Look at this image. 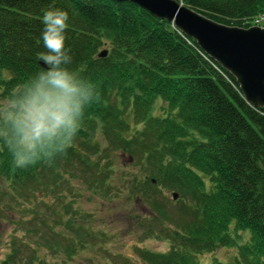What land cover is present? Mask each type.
I'll list each match as a JSON object with an SVG mask.
<instances>
[{
    "label": "trees",
    "instance_id": "obj_1",
    "mask_svg": "<svg viewBox=\"0 0 264 264\" xmlns=\"http://www.w3.org/2000/svg\"><path fill=\"white\" fill-rule=\"evenodd\" d=\"M181 1L219 24L240 28L244 19L264 12V0ZM50 7L69 13L71 67L98 85L101 98L86 110L72 146L50 162L15 168L0 147V208L6 200L11 209L21 206L24 191L34 190L42 178L55 183L64 166L69 173L78 165L84 174L105 176L107 165L100 169V151L92 148L100 124L109 143L105 153L128 155L139 168L125 177L127 182L121 177L134 206L144 203L166 217L167 205L157 201L164 191L189 198L181 209L193 220L181 222V233L170 235L175 245L165 255L168 262L144 252L147 263L196 264L193 251L236 245L238 264H264V110L248 105L236 81L195 41L137 5L114 0H0L1 99L44 70L38 59L44 51L41 17ZM101 50L108 51L107 57H99ZM159 102L164 115L153 116ZM96 183L87 186L103 198L114 196L105 191V177ZM68 225L78 229L72 221ZM231 225L250 234L246 244L237 245ZM86 226L81 223L76 232L81 247L91 246L86 239H98L92 227L81 231ZM16 246L1 264H23ZM73 247L64 248L67 259H73Z\"/></svg>",
    "mask_w": 264,
    "mask_h": 264
},
{
    "label": "rangeland",
    "instance_id": "obj_2",
    "mask_svg": "<svg viewBox=\"0 0 264 264\" xmlns=\"http://www.w3.org/2000/svg\"><path fill=\"white\" fill-rule=\"evenodd\" d=\"M163 110L164 106L159 102L152 115L161 117ZM95 130L92 148L99 149L98 158L102 157L100 169H105L107 165V174L95 178L91 171L84 174L81 166L77 165L75 173H69L64 166L54 177V181L57 180L55 183L50 178H42L33 185L34 190L24 191L19 198L21 206L14 204L11 209L6 200L7 204L0 208V264L8 259L16 245V248H21L17 261L23 264H149L141 256L144 252L158 254L168 262L165 255L169 256L175 245L170 235L181 233V222L193 220L189 211L183 213L181 209L189 198H182L176 191H164L162 199L157 201L167 205L166 217L153 212L144 203L134 206L132 198L128 197V185H123L121 177L125 179L138 174V166L133 165L128 155L121 156L111 150L105 153V147L109 145L105 133L100 124ZM92 158L96 159L93 155ZM90 168L93 172L97 170L95 165ZM104 177L106 193L114 195L109 199L97 195L87 186L91 181L98 186L96 181ZM83 178L89 181L84 182ZM203 180L207 182L205 178ZM174 194L178 195L176 200L173 199ZM70 221L77 225L76 231L68 225ZM81 223L87 225L81 230L84 233H88L90 227L98 233L96 241L86 239L91 243L89 247H81V241L76 239ZM151 228L152 234L149 231ZM229 232L237 245H244L250 239L248 232L237 231L234 225L230 226ZM71 246H76L75 251L72 248V260L67 259L64 252V248ZM238 254L234 245L207 250L202 254L193 251L191 256L196 264H238Z\"/></svg>",
    "mask_w": 264,
    "mask_h": 264
},
{
    "label": "clouds",
    "instance_id": "obj_3",
    "mask_svg": "<svg viewBox=\"0 0 264 264\" xmlns=\"http://www.w3.org/2000/svg\"><path fill=\"white\" fill-rule=\"evenodd\" d=\"M38 59L46 66L0 99V147L15 168L51 161L69 149L86 110L101 98L98 85L71 67L67 46L69 13L50 7L43 11Z\"/></svg>",
    "mask_w": 264,
    "mask_h": 264
},
{
    "label": "water",
    "instance_id": "obj_4",
    "mask_svg": "<svg viewBox=\"0 0 264 264\" xmlns=\"http://www.w3.org/2000/svg\"><path fill=\"white\" fill-rule=\"evenodd\" d=\"M114 1L137 5L152 17L173 24L236 81L248 105L264 110V28L219 24L180 0ZM107 55L104 50L99 57ZM177 198L174 194L173 199Z\"/></svg>",
    "mask_w": 264,
    "mask_h": 264
},
{
    "label": "built area",
    "instance_id": "obj_5",
    "mask_svg": "<svg viewBox=\"0 0 264 264\" xmlns=\"http://www.w3.org/2000/svg\"><path fill=\"white\" fill-rule=\"evenodd\" d=\"M242 22L245 25L251 24V25H255V26H260V25L264 24V13L258 15L256 18H253V19H244Z\"/></svg>",
    "mask_w": 264,
    "mask_h": 264
}]
</instances>
